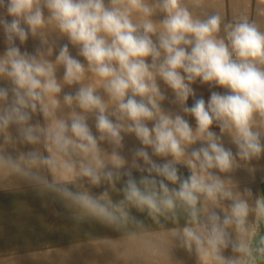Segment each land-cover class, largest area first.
<instances>
[{
  "label": "clouds",
  "instance_id": "obj_1",
  "mask_svg": "<svg viewBox=\"0 0 264 264\" xmlns=\"http://www.w3.org/2000/svg\"><path fill=\"white\" fill-rule=\"evenodd\" d=\"M0 44V189L117 233L109 264H264V0H0Z\"/></svg>",
  "mask_w": 264,
  "mask_h": 264
},
{
  "label": "rangeland",
  "instance_id": "obj_2",
  "mask_svg": "<svg viewBox=\"0 0 264 264\" xmlns=\"http://www.w3.org/2000/svg\"><path fill=\"white\" fill-rule=\"evenodd\" d=\"M226 1L227 6L221 9L227 15L242 10L246 4V0ZM28 48L31 50L32 41H29ZM204 90L208 91L206 88L201 89ZM262 186L264 192V179ZM101 190L93 189L94 192ZM89 233L92 236L113 238L118 235L95 222L85 221L76 227L75 221L69 218V213L61 203L48 196L41 197L27 186L9 191L0 189V264H109L111 253L98 255L87 243L86 234ZM77 243L81 244L79 248L75 247ZM46 245L69 254L67 257L54 255L51 261L28 258L29 252L43 250ZM176 256L184 260L185 264H194V259L182 250H177Z\"/></svg>",
  "mask_w": 264,
  "mask_h": 264
},
{
  "label": "crops",
  "instance_id": "obj_3",
  "mask_svg": "<svg viewBox=\"0 0 264 264\" xmlns=\"http://www.w3.org/2000/svg\"><path fill=\"white\" fill-rule=\"evenodd\" d=\"M223 0H217V3H218V5L222 8L223 6H227V1L225 0V1H223ZM196 87V89H197V96H200L201 95V93L202 92H205L206 94L205 95H203V97L205 98V100H207V98H208V96H209V90L207 91V90H204V91H201V89L202 88H206V89H208L207 87H202L201 88V86H195ZM215 90H217V91H224L223 89H215ZM208 93V94H207ZM192 103V100L190 99L189 100V104H191ZM190 119V122L191 123H195L194 122V120L192 119V118H189ZM217 131H218V129H217ZM125 143H126V149L127 148H131V147H133V146H135L136 145V141L133 139V138H131V137H126V140H125ZM260 164L261 165H264V160H262V161H260ZM182 171H184L185 172V174H187V171H186V169H182ZM238 178H240V179H242V180H247V179H249L248 177H247V175H246V173H244V172H240V173H238ZM263 179H264V171H262V172H258L257 174H256V178H255V182L254 183H251L250 184V186L253 188V191L254 192H257V191H259V192H262V188H263V186H262V182H263Z\"/></svg>",
  "mask_w": 264,
  "mask_h": 264
}]
</instances>
